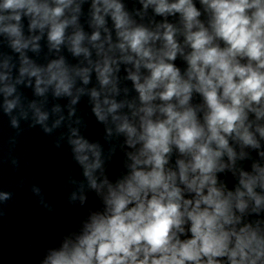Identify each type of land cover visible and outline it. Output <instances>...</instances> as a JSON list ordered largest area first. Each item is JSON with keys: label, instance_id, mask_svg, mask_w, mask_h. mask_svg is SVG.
Instances as JSON below:
<instances>
[{"label": "clouds", "instance_id": "9594fccd", "mask_svg": "<svg viewBox=\"0 0 264 264\" xmlns=\"http://www.w3.org/2000/svg\"><path fill=\"white\" fill-rule=\"evenodd\" d=\"M0 115L79 169L36 264H264V0H0Z\"/></svg>", "mask_w": 264, "mask_h": 264}, {"label": "water", "instance_id": "95a60500", "mask_svg": "<svg viewBox=\"0 0 264 264\" xmlns=\"http://www.w3.org/2000/svg\"><path fill=\"white\" fill-rule=\"evenodd\" d=\"M79 109L88 124L85 134L101 139L103 128L91 115L86 100ZM13 134L7 117L0 115V189L13 193L0 214V264H36L43 247L84 211L66 204V177L70 172L78 174L79 169L66 145L56 148L53 137L46 136L39 128L26 126L13 151L19 161V166L14 168L8 159L7 143ZM118 167L119 157L110 170L114 173ZM33 184L42 189L48 203L55 208V215L41 206L31 191ZM93 200L90 195V205ZM28 241L33 244L31 250L26 248Z\"/></svg>", "mask_w": 264, "mask_h": 264}]
</instances>
